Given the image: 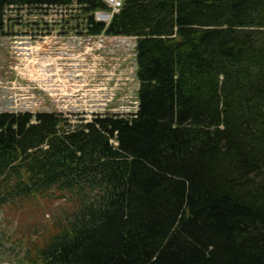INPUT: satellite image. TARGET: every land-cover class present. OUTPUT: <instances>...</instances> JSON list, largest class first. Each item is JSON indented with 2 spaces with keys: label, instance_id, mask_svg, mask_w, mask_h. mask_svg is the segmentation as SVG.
Here are the masks:
<instances>
[{
  "label": "trees",
  "instance_id": "1",
  "mask_svg": "<svg viewBox=\"0 0 264 264\" xmlns=\"http://www.w3.org/2000/svg\"><path fill=\"white\" fill-rule=\"evenodd\" d=\"M74 2L105 9L0 0V34ZM108 32L139 38L137 114H0V207L74 203L19 264H264V0H126Z\"/></svg>",
  "mask_w": 264,
  "mask_h": 264
},
{
  "label": "rangeland",
  "instance_id": "2",
  "mask_svg": "<svg viewBox=\"0 0 264 264\" xmlns=\"http://www.w3.org/2000/svg\"><path fill=\"white\" fill-rule=\"evenodd\" d=\"M9 14L14 15L15 11L9 12ZM54 17L55 19H51L50 16L48 18H50V21L52 22L56 20V18H60L55 15ZM39 20L40 18H37V21ZM40 26L41 24L35 28H39ZM49 26L52 30L53 26ZM49 38H51V36H49ZM54 40L51 41V45H53ZM5 41L6 40L2 38L1 45H5V47L0 55V80L12 76L10 73L5 72L8 71L7 63H9V61H14L16 63L17 59L16 57H13L16 49H14L13 52L11 48L7 46ZM48 42L49 41H47V43ZM120 50L124 53L123 49ZM110 55L111 54L105 56L109 57ZM96 57L101 58V55L98 54ZM21 59L22 58L20 57L19 64L21 63ZM124 59L117 56L113 59H106L105 63L102 65L103 70L101 68V71L99 62L93 57L91 59V63L97 65V69L93 72L91 79L96 77V79L106 83L113 78L114 80L112 79L109 81V83L112 82V85H110L111 88H116L114 84H121L117 86L118 90L115 93L120 94V100L115 101L112 104L117 103L116 107L118 109L122 106V111H125L124 108L129 110L133 107L131 102L133 101L136 89L139 86V83L136 80V75L133 73L132 69L133 67L135 71V65L126 67V55L124 56ZM47 64L49 63L46 61L34 62V64L30 66V68L34 70V73L31 75L37 77H49V73L47 74L44 68ZM114 69H116V71L115 73H112ZM119 76L120 78H118ZM117 78L118 80L115 82ZM50 79L52 78L50 77L47 79V85H45V82H41L40 79H31L29 76L19 75V83L21 81L22 83H32L31 85H20L23 86V88L17 85L21 91L14 93V99L21 102L19 105L13 103V99L10 96V85H1V107L4 111H15V109L23 112L34 111L35 107L38 106L41 109L56 110L63 113H67V111L74 112V107L77 103L64 99V95H62V93L67 94L68 90L71 88V84L67 85V88H64V86L54 85V80L52 79V81H50ZM89 86H95L91 89L92 96L88 100L89 104L82 103L81 106L76 105V108L78 110L85 109L88 116H91L93 113L103 112L104 107H100L98 106V103H95V100H98V92H96V88L99 89V86ZM22 95L23 97H21ZM24 102L25 105H22ZM78 112L81 113L82 111ZM73 207V202L56 197L50 199H32L30 201H23L6 207H0V264H19L21 259H23L26 250L28 248L33 249L34 247L43 244L49 238V233L53 230L56 220L61 219L62 213L72 210Z\"/></svg>",
  "mask_w": 264,
  "mask_h": 264
},
{
  "label": "built area",
  "instance_id": "3",
  "mask_svg": "<svg viewBox=\"0 0 264 264\" xmlns=\"http://www.w3.org/2000/svg\"><path fill=\"white\" fill-rule=\"evenodd\" d=\"M124 0H107V3L109 4L110 7H112L115 11H118L123 4ZM98 19H100L101 21H108L110 16L107 13H102L97 15Z\"/></svg>",
  "mask_w": 264,
  "mask_h": 264
},
{
  "label": "bare ground",
  "instance_id": "4",
  "mask_svg": "<svg viewBox=\"0 0 264 264\" xmlns=\"http://www.w3.org/2000/svg\"><path fill=\"white\" fill-rule=\"evenodd\" d=\"M51 60L52 61H55V58L53 57V58H51ZM49 63V62H48ZM29 69H31V68H29ZM30 77H34L35 79H42L43 80V78H46V77H48V76H43V77H37V76H33V75H31ZM49 77H51L50 75H49ZM44 81V80H43ZM73 85V83H69V84H67L66 82H63L62 83V85L61 86H64V88H67L68 86L67 85Z\"/></svg>",
  "mask_w": 264,
  "mask_h": 264
}]
</instances>
